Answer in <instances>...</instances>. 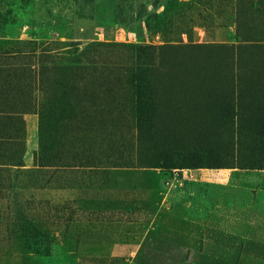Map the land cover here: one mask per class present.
I'll list each match as a JSON object with an SVG mask.
<instances>
[{"label": "rangeland", "instance_id": "1", "mask_svg": "<svg viewBox=\"0 0 264 264\" xmlns=\"http://www.w3.org/2000/svg\"><path fill=\"white\" fill-rule=\"evenodd\" d=\"M0 264H264V0H0Z\"/></svg>", "mask_w": 264, "mask_h": 264}, {"label": "trees", "instance_id": "2", "mask_svg": "<svg viewBox=\"0 0 264 264\" xmlns=\"http://www.w3.org/2000/svg\"><path fill=\"white\" fill-rule=\"evenodd\" d=\"M204 73L210 75V73L207 71H205ZM140 76H141V74H140ZM140 76H139V79H140ZM187 78L191 79L193 81H196L197 85L199 86V87H197V88H199V90L205 84L206 80H209V78L207 79V76H204L202 74H200V77H199L198 73L197 74L193 73V74H191V76H187ZM142 80H144L143 77H142ZM135 95L137 96L136 102L138 104V114L140 115V120H141L139 126L142 128H145L148 125V123L150 124V122H148L149 121L148 118L143 116V106H146L147 108H149L148 114H149V116H151L155 110L154 96H153L152 91L149 88V86L141 88L139 85H138L137 91L135 92ZM162 165L164 167L171 168L172 166L175 167L178 165L187 167L186 165H192V164L176 163L175 161H172V159L166 157L162 160Z\"/></svg>", "mask_w": 264, "mask_h": 264}]
</instances>
